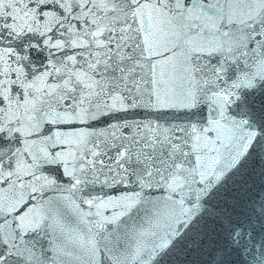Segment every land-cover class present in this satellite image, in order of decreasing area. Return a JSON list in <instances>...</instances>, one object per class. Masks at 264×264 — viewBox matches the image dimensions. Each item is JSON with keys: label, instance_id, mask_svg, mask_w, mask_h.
Segmentation results:
<instances>
[{"label": "snow or ice", "instance_id": "1", "mask_svg": "<svg viewBox=\"0 0 264 264\" xmlns=\"http://www.w3.org/2000/svg\"><path fill=\"white\" fill-rule=\"evenodd\" d=\"M264 0H0V264H264Z\"/></svg>", "mask_w": 264, "mask_h": 264}, {"label": "water", "instance_id": "2", "mask_svg": "<svg viewBox=\"0 0 264 264\" xmlns=\"http://www.w3.org/2000/svg\"><path fill=\"white\" fill-rule=\"evenodd\" d=\"M245 107L256 116L264 117V84H261L257 90L246 91L244 100L236 104L234 112L240 113Z\"/></svg>", "mask_w": 264, "mask_h": 264}]
</instances>
